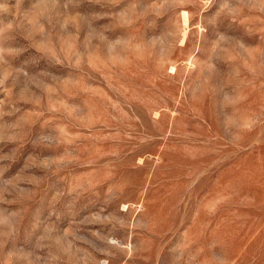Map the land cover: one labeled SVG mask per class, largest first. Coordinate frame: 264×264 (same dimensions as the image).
Returning <instances> with one entry per match:
<instances>
[{
    "label": "rangeland",
    "instance_id": "obj_1",
    "mask_svg": "<svg viewBox=\"0 0 264 264\" xmlns=\"http://www.w3.org/2000/svg\"><path fill=\"white\" fill-rule=\"evenodd\" d=\"M0 264H264V0H0Z\"/></svg>",
    "mask_w": 264,
    "mask_h": 264
}]
</instances>
